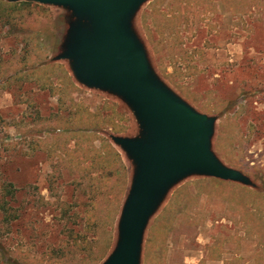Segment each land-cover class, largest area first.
<instances>
[{
	"label": "rangeland",
	"instance_id": "rangeland-1",
	"mask_svg": "<svg viewBox=\"0 0 264 264\" xmlns=\"http://www.w3.org/2000/svg\"><path fill=\"white\" fill-rule=\"evenodd\" d=\"M0 1V197L10 183L19 211L12 226L0 213V264H99L134 170L110 136L139 126L119 97L54 60L75 20L68 9ZM177 1L147 0L132 26L158 77L216 118L213 153L252 185L180 180L147 223L139 264H264V0H187L178 26L159 34L157 16ZM84 238V251L71 245Z\"/></svg>",
	"mask_w": 264,
	"mask_h": 264
},
{
	"label": "water",
	"instance_id": "water-1",
	"mask_svg": "<svg viewBox=\"0 0 264 264\" xmlns=\"http://www.w3.org/2000/svg\"><path fill=\"white\" fill-rule=\"evenodd\" d=\"M146 0H10L68 9L74 21L62 52L81 85L119 97L140 132L111 135L134 170L117 223L115 246L102 264H139L150 217L168 191L190 175L251 186L241 171L225 166L211 150L216 118L200 113L154 73L132 18Z\"/></svg>",
	"mask_w": 264,
	"mask_h": 264
},
{
	"label": "trees",
	"instance_id": "trees-1",
	"mask_svg": "<svg viewBox=\"0 0 264 264\" xmlns=\"http://www.w3.org/2000/svg\"><path fill=\"white\" fill-rule=\"evenodd\" d=\"M2 3L1 7H3L4 4L2 1H0V4ZM29 2H22V4H28ZM8 4V3H7ZM17 2H10L8 5L14 7L16 6ZM2 10H5V7L2 8ZM3 13V12H2ZM86 114L85 111H81L80 110V119H82ZM84 115V116H83ZM88 116V115H87ZM85 120L87 121V119L85 118ZM83 126V124L81 125ZM115 130V128H113ZM105 142L102 139V143ZM105 144V143H104ZM103 144V145H104ZM110 149L112 150V148L110 147ZM1 197H0V213H1V222L3 225L6 226H12L14 224V222L19 218V211L18 209L15 208V189L14 187L10 184V183H2L1 186ZM89 240H87V238L80 240L79 244H77L75 242V240H73V243L71 244L72 246H74L75 248H77V250L79 251H84L85 245H87L86 243H88ZM71 245L69 246L68 244H66V247H62L60 248L62 253H66L70 252L71 250ZM51 253V252H50ZM52 254V253H51ZM101 259V257H88V259H81V261H79L81 264H97V262H99V260ZM58 260H60V262L66 261L64 259V257H60L58 258Z\"/></svg>",
	"mask_w": 264,
	"mask_h": 264
},
{
	"label": "crops",
	"instance_id": "crops-1",
	"mask_svg": "<svg viewBox=\"0 0 264 264\" xmlns=\"http://www.w3.org/2000/svg\"><path fill=\"white\" fill-rule=\"evenodd\" d=\"M147 1V0H146ZM145 1V2H146ZM187 0H178L175 4H173V5H171V7H169V9H168V14L166 13V14H159V16H157L156 18H157V21H158V27H159V34H163V30L164 29H166V28H168V30H170V29H173V27H177L178 26V24L180 23V22H178L179 20H180V18L181 17H179V13H180V4H184V2H186ZM216 1H218V0H216ZM144 2V3H145ZM183 2V3H182ZM144 3H142L141 5H140V7L144 4ZM179 4V5H178ZM140 7L136 10V12L134 13V15H133V18H132V22H133V19H134V17L136 16V14H137V12H138V10L140 9ZM171 12V13H170ZM174 12H176L177 14H174ZM187 14H185L183 17H182V20H184L185 22H186V20H187ZM186 18V19H185ZM181 27V25H179V27L178 28H180ZM177 29V28H176ZM132 30L134 31V33H135V35L137 36V38H138V40L140 41V43L143 45V48H144V50H145V53H146V56H147V59H148V61H149V55H148V52H147V48H146V46H145V44H144V42L142 41V39L140 38V36L137 34V32L135 31V29L133 28V26H132ZM168 33H169V31H168ZM149 63H150V61H149ZM69 64V63H68ZM150 66H151V68L153 69V67H152V65H151V63H150ZM69 68H70V66H69ZM71 70V69H70ZM153 71H154V69H153ZM71 73H72V71H71ZM154 73L156 74V72L154 71ZM157 75V74H156ZM72 76H73V74H72ZM158 76V75H157ZM73 78H74V76H73ZM161 81H162V83L164 84V85H166L172 92H174L169 86H168V84L167 83H165L160 77H158ZM75 79V78H74ZM76 80V79H75ZM77 81V80H76ZM80 84V83H79ZM85 87V86H84ZM87 89H91V88H88V87H86ZM97 90V89H96ZM102 92H104V91H102ZM107 94H110V93H108V92H106ZM175 93V92H174ZM176 94V93H175ZM110 95H113V94H110ZM177 96H179L178 94H176ZM180 97V96H179ZM181 98V97H180ZM181 99H183V98H181ZM125 104V103H124ZM126 105V104H125ZM207 115V114H206ZM209 116V115H208ZM211 117H214V116H211ZM216 121V120H215ZM121 137H127V136H121ZM117 238V237H116ZM115 242H116V240H115ZM114 246H115V243H114V245H113V241H112V244H110V246L108 247V252L106 253V256L104 257V258H102V260L100 261V263L99 264H102L103 263V261L108 257V255L112 252V250H113V248H114ZM223 260H226V259H223ZM225 262H223V261H221V264H224Z\"/></svg>",
	"mask_w": 264,
	"mask_h": 264
}]
</instances>
